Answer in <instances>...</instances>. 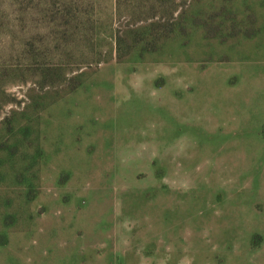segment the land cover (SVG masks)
I'll return each instance as SVG.
<instances>
[{
  "label": "rangeland",
  "instance_id": "rangeland-1",
  "mask_svg": "<svg viewBox=\"0 0 264 264\" xmlns=\"http://www.w3.org/2000/svg\"><path fill=\"white\" fill-rule=\"evenodd\" d=\"M0 264H264V0H0Z\"/></svg>",
  "mask_w": 264,
  "mask_h": 264
}]
</instances>
